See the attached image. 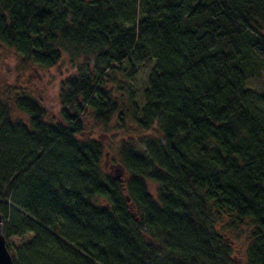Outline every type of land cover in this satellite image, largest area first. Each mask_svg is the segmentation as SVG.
Segmentation results:
<instances>
[{"label": "trees", "instance_id": "obj_1", "mask_svg": "<svg viewBox=\"0 0 264 264\" xmlns=\"http://www.w3.org/2000/svg\"><path fill=\"white\" fill-rule=\"evenodd\" d=\"M0 43L21 65L64 57L75 70L56 117L25 90L0 92L13 264H264V94L247 88L264 61V0H0ZM143 67L138 104L118 78ZM85 117L154 136L121 142L112 176Z\"/></svg>", "mask_w": 264, "mask_h": 264}, {"label": "rangeland", "instance_id": "obj_2", "mask_svg": "<svg viewBox=\"0 0 264 264\" xmlns=\"http://www.w3.org/2000/svg\"><path fill=\"white\" fill-rule=\"evenodd\" d=\"M151 67H143L134 78L127 82L118 78V82L124 87V90L130 95L136 94L135 100L141 104L140 95L142 86L145 83ZM74 67L63 57V60L56 66L47 70L35 67L33 65H21L20 56L11 48L5 47L0 43V92L3 94L11 90H25L32 97L36 98L46 109L50 117H56L60 110L59 86L63 80L74 73ZM247 88H250L258 95L264 94V61L259 72L253 79L247 82ZM118 97L122 95L118 92ZM126 97V96H125ZM125 97H123L125 99ZM14 111L13 118L26 121V116L18 113V110L12 106ZM119 127L116 122H112V128L108 131L104 127L92 124L87 117L84 118L87 135L99 139L104 146L103 151V169L112 176H116L121 170L118 164L117 148L125 140H139L145 136H154L152 132H141L133 120ZM150 191L154 192V185L150 184ZM11 210L17 212L19 207L12 206ZM242 232H235L239 237L233 246L237 260L242 259L243 252L247 248L248 227L242 228ZM32 239V236L25 234L19 237H12L8 242L12 243L14 248L22 246Z\"/></svg>", "mask_w": 264, "mask_h": 264}, {"label": "water", "instance_id": "obj_3", "mask_svg": "<svg viewBox=\"0 0 264 264\" xmlns=\"http://www.w3.org/2000/svg\"><path fill=\"white\" fill-rule=\"evenodd\" d=\"M0 264H13L11 255L6 247L5 238L1 233H0Z\"/></svg>", "mask_w": 264, "mask_h": 264}]
</instances>
